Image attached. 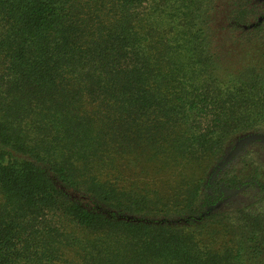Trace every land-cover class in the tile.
Instances as JSON below:
<instances>
[{"label":"trees","instance_id":"1","mask_svg":"<svg viewBox=\"0 0 264 264\" xmlns=\"http://www.w3.org/2000/svg\"><path fill=\"white\" fill-rule=\"evenodd\" d=\"M262 5L0 0V264H264L211 172L264 132Z\"/></svg>","mask_w":264,"mask_h":264},{"label":"rangeland","instance_id":"2","mask_svg":"<svg viewBox=\"0 0 264 264\" xmlns=\"http://www.w3.org/2000/svg\"><path fill=\"white\" fill-rule=\"evenodd\" d=\"M256 1L263 4L260 10L262 15L258 18V21H262L264 20V0ZM248 163L249 167H247ZM254 163L259 165L264 171V132L243 134L233 139L227 147L224 156L213 164L211 169L212 174L215 170H219V168L222 167L224 170L227 169L233 173H239L240 176L248 175V177L244 178L237 186L226 191L220 199V202L215 206V209H218L227 216L226 221L228 226H235L237 221L235 220V211L237 209L243 208L246 205L251 206L253 209L258 207L264 209V191L260 188L261 184L249 176L251 167L256 165ZM127 174V177H130L131 181L136 178L134 169H130ZM261 179L264 181V176H262ZM150 182L155 184L154 179ZM260 199H262L263 202H261ZM214 228L211 226L209 233ZM217 233L218 232H213L211 243H216V247H220L227 239L225 238L226 240H224V238Z\"/></svg>","mask_w":264,"mask_h":264}]
</instances>
